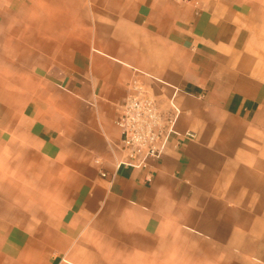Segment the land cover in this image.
<instances>
[{"label": "crops", "instance_id": "crops-1", "mask_svg": "<svg viewBox=\"0 0 264 264\" xmlns=\"http://www.w3.org/2000/svg\"><path fill=\"white\" fill-rule=\"evenodd\" d=\"M133 79L180 110L143 170ZM0 264H264V0H0Z\"/></svg>", "mask_w": 264, "mask_h": 264}, {"label": "built area", "instance_id": "built-area-1", "mask_svg": "<svg viewBox=\"0 0 264 264\" xmlns=\"http://www.w3.org/2000/svg\"><path fill=\"white\" fill-rule=\"evenodd\" d=\"M128 93L117 107L114 120L120 133L124 152L122 164L143 170L150 162L159 160L169 142L177 136L175 129L180 110L169 100L164 107L152 92V88L141 80L133 79L127 84ZM185 139H193L192 132L184 134ZM105 177L106 173L101 172ZM146 180L151 178L146 176Z\"/></svg>", "mask_w": 264, "mask_h": 264}]
</instances>
